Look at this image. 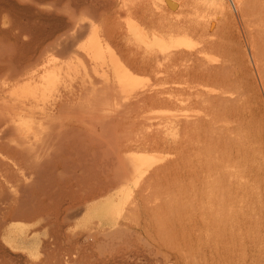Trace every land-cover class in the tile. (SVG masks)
Instances as JSON below:
<instances>
[{
  "label": "rangeland",
  "instance_id": "374dc122",
  "mask_svg": "<svg viewBox=\"0 0 264 264\" xmlns=\"http://www.w3.org/2000/svg\"><path fill=\"white\" fill-rule=\"evenodd\" d=\"M234 1L236 2V0L232 2L234 3ZM147 2V4L150 5H147V7L151 8L149 0ZM177 2L180 3L179 9L182 15L194 19L199 18L198 20L202 22L203 25L213 20L212 22L215 25L214 29H216L215 33L220 38L221 47L219 50L206 51L203 60L208 64L221 68L224 75L222 86L224 88H229L240 97L242 96V100H244V103L242 102L243 104L247 101L246 103L248 104H246V107L250 108L249 110L252 114H250L252 130H256L260 127L264 129V97L262 95L261 85H259L261 84V82H259V80L261 81V76L259 77V73L256 72L258 69L261 70L262 67H264L263 65L260 68L259 65H261V63L258 64L260 61L263 64L262 59H264V25L262 24L261 26V23H264V0H242V8L240 7L239 9L237 3H234V5L230 0H177ZM136 3L138 5L140 3V5L138 6ZM221 3H225L228 6V10L224 15H221L220 9L217 7V5ZM141 4L142 0H0V48L2 49L0 50L2 53L4 52L5 55L4 56L0 52V65H2L1 67L3 69H6L5 66L8 65L7 63L12 61L11 63H13V65L15 64L14 67L10 66V68H8L9 70H11V68H13L14 71L16 70V74L12 77L9 74H12L14 71L9 72V70L6 69L4 72H1L3 69L0 67V72L2 73L0 76V85L5 89H9L7 93L10 92L12 95L13 93L21 94L23 91H26V89L32 91L37 88H42L47 94L49 93L50 96H53L54 92L61 86L62 80H66L67 76L70 78L81 66L87 64L88 57L85 48L88 47V42L91 38L90 30H93L95 27L94 30L98 33L99 37L108 44L111 43L110 46L116 51L120 58L122 57V61H126V64L128 63L132 66V70L140 69L137 72L134 70L135 74L140 78H144L145 81L140 82L137 87L141 86L140 90L145 89L152 84L153 78L150 71L141 66L138 60H136L138 59L137 57H139L136 55L137 49L135 46L137 42L134 41L135 39L129 30V22L140 25L143 21L140 26L145 27L148 33L152 28V22H147L150 18L149 15L151 10L146 8L148 10H145L149 13H144V11H141L143 10L140 8ZM130 17L131 19L134 18L136 22L134 19V21H131ZM249 22L252 23V25ZM85 23L87 28H91H85ZM249 24L254 28H251ZM260 26L261 28L263 27V32ZM122 35L125 38L127 36V39L125 40L121 37ZM55 40L58 44L55 43ZM119 40L121 42H119ZM66 43L69 44L67 45ZM68 49L70 53L67 51ZM9 50H11V52ZM258 52H262L261 54L263 55H259ZM1 55L4 56V62H7L6 64L2 63L3 56L1 57ZM261 56H263V58ZM6 59L10 61L8 62ZM255 61L257 62L255 63ZM26 63L28 66L24 65ZM141 68L143 70L142 72ZM27 70H32V76H26V74H24ZM67 70H69V73L65 72ZM262 71V73H264V70ZM6 74L10 77L8 78ZM49 75H51L52 80L51 77H47ZM260 75L262 74L260 73ZM32 79L35 80L33 81ZM25 86H27V88H25ZM91 108L92 107L83 108L78 114L71 115L73 117L64 118V124L62 123L63 125L59 127L56 133L57 135L52 132V134L49 135L50 137L48 136L49 138H44L43 142L48 144L44 146L45 148H43L42 151H38V153L41 154L37 153L36 157L38 156V160L35 158L36 160L34 161L32 157V162H35L33 166L31 165L30 159L29 161L27 159L28 163H26V159L23 160L24 158L16 156L17 147L10 141L12 133L7 129L8 127L5 129V127L0 126V160L2 161L0 164V264H209V262H213V260L217 262L215 252L211 251L210 253L207 251L203 237L199 236L201 235L198 232L201 218L198 212H200L201 205L198 199H196L198 201L196 202V200H193L192 196L189 197L187 193V179L184 174L186 163H188L184 161L186 158L182 155L180 156L177 151L174 150V152L172 149L165 148L164 150L158 148L157 152L156 149L143 145L146 140L145 135L147 134V129L144 126L139 127L140 125L137 123L125 126L124 131H122L123 133L119 135V130L117 129V131L115 128L111 127L112 120L114 119V110L111 108L109 109L107 106L100 110L98 109L99 111L95 114L97 115V120L94 115H91L93 112L87 114ZM155 109H157V107ZM102 118H104V122ZM81 120L85 122L88 121L89 123L84 124ZM89 120H92L93 125ZM101 120L103 125H106L108 122L109 128H107V126H104V128L101 127L103 126L100 122ZM65 125L66 127L71 125L68 126L67 131H65L67 133V135H65L67 139L65 136V139H63L64 134L61 135V133H65L63 132ZM91 126H93L94 131L91 129ZM75 127L78 128V132ZM61 128L64 129L62 130ZM4 129L9 133H5ZM107 129L110 131L108 132ZM263 129L262 131H264ZM80 131H83V133ZM71 132L75 133V135ZM80 133L82 135L84 133L86 134L83 135V137ZM108 133L114 134L113 138L108 135ZM101 135L104 136V139L106 137V139L104 140ZM2 136L4 138H2ZM41 136H34L32 141L36 142L38 145L39 142H41L40 139L42 138H39ZM51 136L53 139L55 136H62V141L59 138L60 141H58L59 139H55L56 144L55 142H51L52 144H50L49 140ZM81 137L84 139H81ZM262 137L263 138L260 139L257 138L260 144L262 142L261 146L264 142V136ZM91 138L96 140L97 138L100 139V143L103 140L102 143H106L110 146H104V144L100 145V143L98 144L97 142L91 144V141H93ZM116 138L119 141L118 144L114 141ZM80 140L84 142H80ZM112 140L114 142H112ZM124 141L127 143L125 144ZM257 141L256 143L259 144ZM115 142L118 146L114 144ZM47 145H49V149H47ZM51 145H55L53 146L54 148H51ZM89 145H91V147H89ZM130 146L133 149L130 148ZM139 146L141 148H139ZM92 148H94V151H92ZM138 148L141 150H137ZM84 150L85 152H83ZM123 150L126 153L128 152L129 155L128 153L126 155L123 154ZM95 151L100 153H98L99 156L101 155L99 158H103V160L98 158V161V156H96V159L92 160V158H95V156H92ZM147 151L150 152L151 155H155L157 159L155 158V161L146 168L145 173H147V171H149V173L152 171L153 173L156 166L160 167V169L165 168L159 173V177L158 175L155 176L156 179L152 173L150 174L152 176H149V178L153 177L151 179H149L148 176L147 178L144 177V175H142L144 174L143 172L142 174H135L132 176L133 168L131 167V162L129 163L130 154H149ZM13 154L17 158L12 156ZM53 154L55 156H53ZM256 154L257 151L255 150L253 169L256 167V170L254 169L253 187H255L256 193L257 190L263 187L258 191L254 199H263V201H261V203H256L255 209L260 213V215L257 213V216L263 218L264 210L261 208L264 209V175L262 173L263 171H260V169H262L261 165L264 160L262 159L264 155L262 156L261 154V156L258 157ZM39 155L42 158H40ZM95 155H97L96 152ZM117 160L120 161L116 162ZM186 161L188 160L186 159ZM258 162L261 164H258ZM36 163L38 164L36 165ZM91 163L92 165H90ZM108 164L110 166L112 165L111 168L113 169H111ZM164 165H167L169 168ZM254 165L256 166L254 167ZM182 167L183 169H181ZM87 168L89 169L90 175L88 174ZM104 170L106 172H104ZM256 171L257 173L255 174ZM92 175L95 176V178ZM102 175H104L105 181ZM137 175L140 177L142 176V179H138ZM146 175H148V173L145 174V176ZM135 176L136 181H133V177ZM92 177L94 180L98 178L96 180L97 183ZM117 178H120L123 184L127 179V184L132 183L133 185L128 184L127 186L129 188H127V186L123 187L124 185L118 181L119 179ZM100 180L107 184L106 187L101 186L105 184H102ZM92 181H94V185ZM4 183L6 184L3 185ZM147 183L150 184L148 185ZM146 185L148 186L146 187ZM5 186H8L7 189ZM94 187L99 188L95 189ZM99 190H101V192H99ZM86 191L89 192V194L90 192L92 193L90 198H97L93 201H97L101 198H106L107 201L112 200L113 203L116 204L115 211H118V213H113L111 220L107 222L100 213L96 212V215L93 209L85 210L79 198H82L80 194H85L87 193ZM90 198L87 200V203L92 202ZM17 203L19 204L17 205ZM192 206L194 207L192 208ZM258 206L260 207L257 209ZM82 208L84 210H82ZM46 216L49 217L47 218ZM194 216H196L197 219ZM262 218L261 220L263 222L260 221V227H264V220ZM119 221L122 223L120 226ZM117 222H119V224H117ZM112 227H114L113 230ZM144 227L146 228L144 229ZM252 228L253 225H251V229ZM263 230L264 228L259 229V233L262 231L260 235L264 234ZM109 231L111 233H109ZM193 232L196 233L197 236L195 234L192 235ZM199 237L202 238V240ZM202 241L205 246L202 245ZM245 241L247 242V240ZM262 244L261 247L264 249V241ZM242 246H245V248L241 247L236 253L237 256H239L238 260L242 261L243 264H253L256 260L259 261L256 264H261V261L264 262V250L261 249V251H259L263 254L261 255L259 252H254L258 250L251 251V246H249V244H244ZM204 249H206V251ZM202 250L204 251L202 252ZM259 254L261 256H259ZM250 261L251 263H249Z\"/></svg>",
  "mask_w": 264,
  "mask_h": 264
},
{
  "label": "bare ground",
  "instance_id": "6f19581e",
  "mask_svg": "<svg viewBox=\"0 0 264 264\" xmlns=\"http://www.w3.org/2000/svg\"><path fill=\"white\" fill-rule=\"evenodd\" d=\"M147 1L148 0H142L143 6L141 4L140 8L143 9L141 11H144V13H147L148 11H146V10H148V9L151 10V13L149 15L150 18H149V20H147V22L148 21L152 22V24H151L152 28H151L150 32L148 33V31L145 29V27L140 26L143 21L140 23V25H138L137 23H134V22H129V30L132 33L131 35H133V37L135 39L134 41L137 42L136 46H135L137 49L136 55H138L139 57H137L138 59H136V60H138V63L141 66H143L144 68H147L150 71V74L152 75L153 82H152V84L150 83L151 84L150 86H147L145 89H141V90H140L141 86L137 87V85L140 82L145 81L144 78H140L137 74H135V71L137 72L140 69L135 70L133 68L135 70L134 71L131 69L132 66H130L128 63L126 64L125 63L126 61L125 62L122 61V59H121L122 57L120 58V56L116 53V51L110 46L111 43L108 44L105 40L103 41L99 37L98 33L94 30L95 29V27H94L93 30L92 29L90 30L91 38H90V41L88 42V47L85 48V52H86V55L88 57L87 64L81 66V68L78 69V71L74 72L73 76H71L70 78L67 76L66 80H62L61 86L56 90V92H54L53 96H50L49 93L47 94L42 88H37V89H34L32 91H30V89H26V91H23L21 94L13 93V95H12L10 92L7 93L9 89L6 88L7 89L6 90L5 88H3L0 85V126L5 127V129L8 127L7 129L9 130L10 133H12L10 136V141L12 143H14L17 147L16 156L20 157V158H24L23 160L26 159L25 160L26 163H28L27 159H28V161L30 159L32 166H33V163L35 164V162H32V157L34 158V161L36 159L38 160V158H37L38 156L36 157L38 151L39 152L42 151V149L45 148L44 146H46V144H48V143L45 144L43 142L44 138L48 137L50 134H52V132H54L55 135H57L56 133H57L59 127L64 124L63 119L73 117L71 115L78 114L79 112H81L83 110V108L85 109L87 107H92L90 109L91 112L89 111L87 114H91L93 112L91 115H94L95 118L97 117V115H95V114H97V112L101 108H104L105 106H107L109 109L111 108L112 110H114V112H115V113L113 112L114 113L113 114L114 119L112 120L111 127L115 128L116 130L118 129L120 132L119 135H121L123 133L122 131H124V127L129 126L130 124L137 123L140 125L139 127H141V126L146 127V129H147L146 133L147 134L145 135L146 140L144 141L143 145H145L146 147H149V148H154L156 150L158 148L164 149V150H165V148L166 149L168 148L170 150L172 149L173 151L174 150L177 151L180 154V156L182 155L188 160V161H186V159L185 160L183 159L185 161V163L188 162V163H186L187 165H186L185 171H184L185 172L184 174H185L186 179H187V181H186L187 193H188L189 197L192 196L193 200L198 199L200 202V205H201L200 206V212H198V213H200L201 220L199 222V228L197 225V228L199 230V231L198 230L197 231L199 232V234H201L199 236L203 237V239L205 241V245L207 247V251H209L210 253H211V251H214L215 256H217V258H216L217 262H220V264H227V262H231V261H240V260H238L239 256H237L236 252H237V250L239 251L241 249V247H243L242 245L249 244V246H251L250 247L251 251L252 250H258V251H254V252L258 253L259 251H261V249H262L261 245H263L262 242L264 241V234L260 235V233L262 231L259 233V229L264 228L263 226L260 227V225H261L260 221H262L261 220L262 217L260 218V216H257V213L259 215H260V213L257 212L255 209V207H256L255 204L261 203V201H263V199H258V200L254 199V197L257 195L258 191H260L263 186L261 188L256 187V188H260V190H257V193L255 191L256 189H254L255 187H253L254 169L256 170V167H255L256 165H254L255 168L253 169V157L255 154V150L257 151L256 156L258 155V157H259V156H261V154H262V156L264 155V142H263V145L261 146L262 142L260 144L259 140L257 141V138L260 139V138H263L262 136H264V131H262L263 128L260 127L256 130H252L251 124H250L251 123V120H250L251 119L250 118L251 117L250 116L251 111L249 110L250 108L246 107V104H248V103H246L247 101H245V104H243L244 100H242V96L240 97L238 94L234 93L229 88H224L222 86L224 75L221 71V68H219L218 66L208 64V63L204 62V60H203L204 56L206 54V51L219 50L221 47L220 38L215 33L216 29H214L215 25L212 22L213 20L208 21V23L206 25H203V23L198 20L199 18H197V16H196L197 19H194V18L187 17L185 15H182V13L179 9L180 3H178L177 0H149V3L151 4V8L147 7V5H149V4H147L148 3ZM230 1L232 4L236 3L235 1L233 3L232 2L233 0H230ZM140 3H139V5H140ZM146 8H148V9H146ZM255 8H256V6H255ZM258 8H260V7H258ZM135 10H136V8H135ZM246 13H247V11H246ZM128 14H129V12H128ZM131 14H132V12H131ZM256 14H257V12H256ZM108 15H110V14H108ZM252 15H254V14H252ZM146 16H147V14H146ZM131 17H130V19H131ZM128 18H129V16H128ZM133 19L134 18H132L131 21ZM258 19H257V21H258ZM260 20H259V22H260ZM214 21H215V19H214ZM135 22H136V20H135ZM250 22H251V20H250ZM86 23H85V26H86L85 28H87ZM245 23H248V22H245ZM253 23H257V22H253ZM250 24L252 25V23H250ZM250 24H249V26H250ZM262 24L264 25V23H261V26H262ZM261 26H260V29L262 31L263 27L261 28ZM89 28H91V27H88L87 29H89ZM251 28H254V27H251ZM80 30H81V28H80ZM102 30H104V29H102ZM103 32H105V31H103ZM106 33H108V32H106ZM121 37H123V35ZM121 37H119V38H121ZM112 38H110V39H112ZM115 38H117V37H115ZM123 38L126 40L127 36H126V38L125 37H123ZM84 40H85V38H84ZM0 42H1V40H0ZM119 42H121V41L119 40ZM55 43H57L56 40H55ZM124 43H122V44H124ZM118 45H120V44H118ZM112 46H115V45H112ZM127 46H129V45H127ZM2 48H3V46H2ZM4 48H5V46H4ZM256 48H258V47H256ZM1 50H0V52H1ZM122 50H124V49H122ZM262 50H263V47H262ZM9 51L11 52V50H9ZM67 51L70 53L69 49ZM124 52H127V51H124ZM261 53L262 52H260V53L258 52L259 55H263ZM2 54L4 55V52ZM3 55H1V57ZM4 56H3V59L1 58L3 60V61L1 60L2 63H5L4 62L5 61ZM8 56H7V58H8ZM261 57L263 58V56H261ZM128 60H130V59H128ZM213 60H215V59H213ZM262 60H263V64L261 61L258 62V64L261 63V65H259L260 68L264 65V59H262ZM131 61H132V59H131ZM11 62L10 63L6 62L8 64L5 66L6 69L9 70L10 66L14 67L15 64L13 65V63H11ZM39 62H40V59H39ZM256 62L257 61H255V63ZM24 65L26 66L27 63ZM29 65H30V63H29ZM1 66L2 65H0V67ZM22 67H24V66H22ZM1 69H3V68L1 67ZM6 69H3L2 71L0 70V71L4 72V70H6ZM259 70L260 69H258V71H256V72L259 73V77L261 76V81L259 80V82H261V84H259V85H261L262 93H263L262 95L264 97V73H262L263 72L262 70H264V67H262L260 72H259ZM10 71H14V69L11 68V70H9V72ZM17 71H19V70H17ZM35 71H36V69H35ZM44 71H46V70H44ZM142 71L143 70L141 68V72ZM1 72H0V76L2 75ZM14 72H12V74L11 73L10 74L8 73V74L13 77L16 74V70ZM65 72L69 73V70H67ZM45 73H47V72H45ZM260 73L262 75H260ZM8 74H6V75L9 78L10 76ZM24 74H26V76H32V70H29V71L27 70L24 72ZM47 77H51V75H49ZM32 80L34 81L35 79H32ZM51 80H52V77H51ZM47 82H48V80H47ZM23 83H25V82H23ZM21 87H23V86H21ZM25 88H27V86H25ZM21 89H23V88H21ZM89 95H91V96H89ZM156 107H157V109H155ZM62 112H63V114H62ZM148 113H152V114H148ZM81 116H79V117H81ZM82 117H84V116H82ZM84 118H82V119H84ZM102 119L104 122V118H102ZM84 120H81L84 124L89 123L87 120H86L87 122H85ZM89 121H91V124L93 123L92 120H89ZM100 122L103 125L102 120ZM74 124H76V123H74ZM68 126H71V125H68ZM104 126H107V128H109L108 122L106 123V125H103L101 127L104 128ZM67 127L65 125L66 130L64 128H61L62 130L64 129L63 132L67 131ZM77 127H75V128H77ZM91 127H92L91 129L93 130V126H91ZM75 128H74V130H75ZM94 128H95V124H94ZM126 129H128V128H126ZM107 131L109 132L110 130L107 129ZM6 132H8V131L5 130V133ZM74 132H76V131H74ZM77 132H78V128H77ZM80 132L83 133V131H80ZM65 133H61V135L64 134L63 139H65L64 136L67 135V133L66 134ZM71 133L73 135H75V133H73V132H71ZM85 134L86 133H84L83 135H85ZM96 134H97V132H96ZM36 135H38V136L42 135L41 137H39L42 139H40L41 142H39V140H38V142H39L38 145L36 142L32 141V138ZM43 135H44V137H43ZM106 135H107V133H106ZM108 135L112 136V138H113L114 134L112 135V134L108 133ZM3 136H4V133H3ZM3 136H2V138H4ZM55 137L53 139L51 136V139L54 141H52L50 139L51 140V141L49 140L50 144L54 143L55 139L58 140L60 138L62 141V138H61L62 136H60V137L57 136L56 138ZM65 137L67 139V136H65ZM83 137H81V139ZM102 137L104 139V136H102ZM98 138H97L98 141L94 138L93 139L91 138L93 140V141H91V144L95 143V142H97L99 144L100 139H98ZM60 139L58 141H60ZM105 139H106V137H105ZM82 141L80 140V142H82ZM102 141H101L100 145L104 144V143H102ZM114 141H116L117 144L119 142L117 140V138ZM114 141L112 140V142H114ZM121 141H120V143H121ZM256 141L260 145L257 144ZM47 142H48V140H47ZM109 142H110V140H109ZM116 142L114 143L115 145H116ZM132 142H134V141H132ZM120 143H119V145H120ZM124 143H125V141H124ZM55 144H56V142H55ZM105 145H107V144L105 143L104 146ZM48 146L49 145H47V147ZM53 146H55V145H51V148H54ZM107 146L109 147L110 145H107ZM116 146H118V145H116ZM89 147H91V145H89ZM95 148H98V147H95ZM130 148H132V147L130 146ZM139 148H141V147L139 146ZM139 148L137 150H141ZM1 149H3V148H1ZM47 149H49V147ZM99 150H100V148H99ZM49 151H51V150H49ZM72 151H74V150H72ZM92 151H94V148H92ZM98 151H95L97 153V155H95V152H93L92 156L93 157L95 156V158H92V160L96 159V156H98L97 159L101 156V155L100 156L98 155V153L101 150L99 152ZM83 152H85V150ZM123 152L122 153L125 155L128 153V152L126 153L124 150H123ZM157 152H158V150H157ZM13 153H14V149H13ZM41 153H44V152H41ZM147 153H149V154H138V153L137 154L133 153V155H131L132 153L130 154L129 163L131 162V167L133 168V175L132 176H134L135 174H142V172H143L144 174H142V175H144V177L147 178V176H148V178H149V176H152L154 174V178H155L156 175H158V177H159V173L165 169V168L160 169V167H157L155 165L156 167L155 166H153V167L156 168L155 169L156 172L154 171L152 173V171H151L152 175H150L151 173H149V171H147L148 175L145 176V174H147V173H145L146 168L149 167L153 163V161H155V158L157 159V157L155 155H151L150 152H148V151H147ZM38 154H40V153H38ZM47 154H49V153H47ZM54 154H53V156H55ZM40 155H39V157H40ZM128 155H129V153H128ZM12 156L16 157L14 154ZM12 156H10V157H12ZM40 158H42V157H40ZM99 159H98V161H99ZM262 159H264V156ZM262 159H261V161H262ZM100 160H103V158H101ZM119 161L120 160H117L116 162H119ZM1 162L2 161L0 160V164H1ZM104 162H105V160H104ZM116 162H114V163H116ZM259 163L260 162H258V164ZM37 164L38 163H36V165ZM90 165H92V163ZM93 165H94V163H93ZM5 166H7V165H5ZM111 166L109 165L110 168H111ZM261 166H262V169H260V168L259 169H260V171H263L262 173L264 175V160L262 161ZM113 167H114V165H113ZM167 168H169V167L167 166ZM167 168H166V170H167ZM257 168H258V166H257ZM83 169H81V170H83ZM111 169H113V168H111ZM181 169H183V167ZM90 171H92V170H90ZM94 171H95V169H94ZM104 172H106V171L104 170ZM256 173H257V171L255 172V174ZM88 174H89V169H88ZM113 174H114V172H113ZM164 174H166V173H164ZM93 177L95 178V176H93ZM93 177H92V179H93ZM102 177H104V175H102ZM118 177H119V175H118ZM141 177L138 176V179H142ZM133 178H132L133 181H136L135 180L136 176ZM151 178H153V177H151ZM151 178H149V179H151ZM117 179H119L118 181L121 182L120 178H117ZM96 180H94V181L96 182ZM103 180L105 181V177ZM124 180H125V177H124ZM152 180H151V182H152ZM94 181H92L93 185H94V183H93ZM126 181H127V179H126ZM126 181H124L125 182L124 184L121 182L124 185L123 187L127 186L128 184L129 185L132 184V183L127 184L128 181L127 182ZM98 183H100V182H98ZM101 183L105 184V185H101V186L106 187L107 184L105 182L101 181ZM109 183H110V181H109ZM5 184L6 183H4L3 185H5ZM148 185H146V187ZM95 186H98V185H95ZM7 187H6V189H7ZM81 187H83V186H81ZM99 187H100V184H99ZM135 187H136V185H135ZM94 188L96 189L97 187H94ZM127 188H129V187L127 186ZM97 192H98V190H97ZM99 192H101V190H99ZM103 192H104V190H103ZM91 194H92L91 192H90V194H89V192H87L85 194H80L82 198H79V200L81 203H83L82 205H84L83 208H85V210L86 209H88V210L93 209L94 213H96V212L100 213L106 219L107 222L109 220H111L113 213L114 214H116L115 212L118 213V211H115L116 210V204H114L112 200L107 201L106 198L105 199L101 198L97 201L96 200L93 201L94 199H97V198H93V199L90 198ZM101 194H103V193H101ZM3 197H5V196H3ZM71 198H73V197H71ZM89 198H90V200L92 199L91 200L92 202L87 203L88 202L87 200ZM79 200H75V201H79ZM187 201H189V200H187ZM196 202H198V201L196 200ZM18 204L19 203H17V205ZM70 204H69V206H70ZM15 205H16V203H15ZM74 205H76V204H74ZM193 207L194 206H192V208ZM259 207L260 206H258L257 209ZM262 207H263V205H262ZM83 208H82V210H84ZM261 209L264 210L263 208H261ZM97 213H96V215H97ZM42 214H44V213H42ZM90 215H91V212H90ZM38 216H40V215H38ZM94 216H95V214H94ZM87 217H91V216H87ZM92 217H93V214H92ZM96 217H98V216H96ZM194 217L196 218V216H194ZM35 219H37V218H35ZM38 219H39V217H38ZM115 219H116V217H115ZM262 219L264 220V216ZM65 220L68 221L67 219H65ZM117 221H118V219H117ZM191 221H194V220H191ZM198 221H199V219H198ZM119 222H117V224H119ZM114 223H113V225H114ZM121 224L122 223L120 222L119 226ZM141 225H142V223H141ZM191 225H193V224H191ZM195 225H196V223H195ZM251 225H253L252 229H251ZM119 226H117V227H119ZM145 228L146 227H144V229ZM113 229H114V227H112V230ZM52 231H53V229H52ZM135 232H137V231H135ZM109 233H111V232L109 231ZM194 234L196 235V233L193 232L192 235H194ZM53 235H55V234H53ZM200 239L202 240V238H200ZM245 240H247V242ZM202 245H204L203 241H202ZM249 246H248V249H249ZM243 248H245V246ZM204 250L206 251V249H204ZM204 250H202V252ZM262 250H264V249H262ZM259 253L261 255H263L261 252H259ZM207 254H209V253H207ZM260 254H259V256H261ZM212 257H214V256H212ZM208 259H211V258H208ZM213 262H215V261L213 260ZM258 262L259 261L256 260V263H258ZM249 263H251V261Z\"/></svg>",
  "mask_w": 264,
  "mask_h": 264
},
{
  "label": "clouds",
  "instance_id": "9594fccd",
  "mask_svg": "<svg viewBox=\"0 0 264 264\" xmlns=\"http://www.w3.org/2000/svg\"><path fill=\"white\" fill-rule=\"evenodd\" d=\"M237 7L240 8L242 4V0H236ZM217 7L220 9L221 15H224V13L228 10V6L225 3H221L217 5ZM209 264H220V262H209ZM227 264H243L242 261H231L227 262ZM253 264H256V262H253ZM261 264H264V262H261Z\"/></svg>",
  "mask_w": 264,
  "mask_h": 264
}]
</instances>
